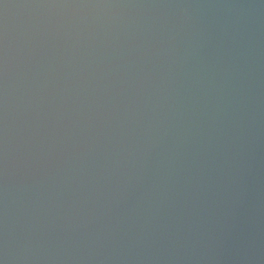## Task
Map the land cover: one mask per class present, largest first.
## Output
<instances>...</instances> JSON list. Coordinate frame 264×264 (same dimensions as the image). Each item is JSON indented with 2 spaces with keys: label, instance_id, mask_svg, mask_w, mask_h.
Masks as SVG:
<instances>
[{
  "label": "water",
  "instance_id": "water-1",
  "mask_svg": "<svg viewBox=\"0 0 264 264\" xmlns=\"http://www.w3.org/2000/svg\"><path fill=\"white\" fill-rule=\"evenodd\" d=\"M0 264H264V0H0Z\"/></svg>",
  "mask_w": 264,
  "mask_h": 264
}]
</instances>
